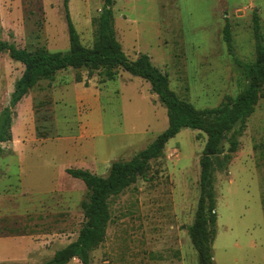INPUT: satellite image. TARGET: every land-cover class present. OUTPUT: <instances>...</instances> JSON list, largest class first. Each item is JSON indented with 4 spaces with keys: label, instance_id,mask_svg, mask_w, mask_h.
Instances as JSON below:
<instances>
[{
    "label": "rangeland",
    "instance_id": "rangeland-1",
    "mask_svg": "<svg viewBox=\"0 0 264 264\" xmlns=\"http://www.w3.org/2000/svg\"><path fill=\"white\" fill-rule=\"evenodd\" d=\"M102 6L103 0H68L85 47L95 43L92 20ZM112 10L127 58L147 55L167 75L170 89L199 110L216 108L244 88L235 62H254L255 14L264 46V0H114ZM225 25L231 30V51L223 41ZM0 39L30 52L68 51L63 0H0ZM22 72L21 64L0 52V113ZM167 126L166 110L150 85L121 70L112 81L103 70L89 75L85 69L61 71L52 82L40 80L15 107L11 142L1 144L0 233L5 225L9 233L55 236L45 243L46 252L30 255L8 239V250L0 248V256L13 253L25 257V264H43L55 249L75 241L84 224L80 204L86 188L66 170L104 177L112 162L130 160ZM237 130L227 135L222 154L214 159L213 262L264 264V98L241 135ZM234 137L237 151L226 170H219ZM205 142L202 132L181 129L149 162L144 176L108 199L110 222L89 264H198L187 228L200 195ZM38 209L42 222L35 225L32 212Z\"/></svg>",
    "mask_w": 264,
    "mask_h": 264
},
{
    "label": "trees",
    "instance_id": "trees-1",
    "mask_svg": "<svg viewBox=\"0 0 264 264\" xmlns=\"http://www.w3.org/2000/svg\"><path fill=\"white\" fill-rule=\"evenodd\" d=\"M114 0H103L99 15L92 20L95 43L91 48L82 45L68 12V0H63L69 48L66 52H49L45 48L35 51L19 49L15 44L0 39V52L23 67L21 76L14 82L9 105L0 113V156L1 144L11 142L12 120L15 107L40 81L52 82L58 72L67 69H85L89 75L103 70L107 80H114L117 70L140 78L150 85V92L166 110L168 126L143 151L127 161L111 163L106 176H96L82 169H67L73 179L80 180L86 188L85 200L80 204L84 224L75 241L56 251L43 264H68L76 259L80 264H89L90 254L104 240L110 210L108 199L121 194L134 185L149 169V162L160 157L167 142L182 128H189L206 135V142L199 158L200 195L193 223L187 228L191 245L197 255L198 264H214L213 243L216 237V193L214 189V159L222 154V144L227 135L238 126L237 136L245 129L247 120L255 111L259 99L264 98V46L260 37L257 14L253 17L256 40L255 59L251 64L236 61L244 79L242 91L235 97H225L216 107L196 109L179 98L169 87L165 73L154 67L147 55L140 54L129 60L118 42L114 30ZM223 41L229 51L231 30L225 25ZM236 137L229 141L228 153L218 164L219 170H226L232 154L237 151Z\"/></svg>",
    "mask_w": 264,
    "mask_h": 264
},
{
    "label": "crops",
    "instance_id": "crops-1",
    "mask_svg": "<svg viewBox=\"0 0 264 264\" xmlns=\"http://www.w3.org/2000/svg\"><path fill=\"white\" fill-rule=\"evenodd\" d=\"M3 1V0H1ZM59 73V72H58ZM24 99V98H23ZM19 105V104H18ZM17 105V107H18ZM18 111V110H17ZM26 193H22L23 196H25ZM27 195H30L29 193H27ZM26 195V196H27ZM22 196V197H23ZM27 209V210H26ZM39 209H41V204ZM39 209L37 211H33V222L35 225H39V223H41L42 221L40 220V214L41 212L39 211ZM25 210L29 212V206H25ZM27 214V212H25ZM24 216V214H23ZM31 223V225H32ZM34 224L32 225V229L37 230V226H34ZM19 227V226H16ZM16 227L14 226V224L12 223V228L16 229ZM7 226H3L1 228L2 233H0V243H3L4 241V246L5 248L1 245L0 248L4 249V250H8V243L7 240L10 239V243H12V246L17 247L19 250H26L25 253L29 254V251H35L36 253H42V252H46L47 251V247L45 246V243H49L55 235H52L54 233H50V234H44L41 233L40 231H27L25 233V231H19V233H9ZM68 245V244H67ZM62 247V246H60ZM62 249V248H61ZM57 249H55L53 252H51L50 256H53L54 253L56 252ZM25 262H27V260L25 259V257H14V254L11 253L9 255H5L0 256V264H25Z\"/></svg>",
    "mask_w": 264,
    "mask_h": 264
},
{
    "label": "water",
    "instance_id": "water-1",
    "mask_svg": "<svg viewBox=\"0 0 264 264\" xmlns=\"http://www.w3.org/2000/svg\"><path fill=\"white\" fill-rule=\"evenodd\" d=\"M183 129L190 130L189 128H182V130H183Z\"/></svg>",
    "mask_w": 264,
    "mask_h": 264
}]
</instances>
